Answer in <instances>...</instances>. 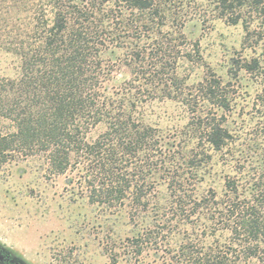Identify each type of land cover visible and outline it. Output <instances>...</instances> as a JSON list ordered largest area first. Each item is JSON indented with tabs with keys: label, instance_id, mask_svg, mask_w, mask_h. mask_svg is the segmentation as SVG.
<instances>
[{
	"label": "trees",
	"instance_id": "obj_1",
	"mask_svg": "<svg viewBox=\"0 0 264 264\" xmlns=\"http://www.w3.org/2000/svg\"><path fill=\"white\" fill-rule=\"evenodd\" d=\"M216 3L234 25L244 11L264 17V0ZM39 8L26 38L8 42L20 71L0 80V164L35 161L51 177L70 173L90 204L127 210L135 224L153 212L146 230L127 239L137 261L164 245L166 264H264V168L226 176L220 194L201 189L214 153L234 140L214 112L229 111L232 97L211 72L205 84H181L178 62L192 56L169 42L149 53L141 44L166 25L161 0H42ZM115 49L131 74L118 86L107 56ZM259 67L253 59L241 69ZM158 98L190 111L179 140L143 120L141 107ZM206 103L216 110L199 107ZM159 185L164 204L153 202Z\"/></svg>",
	"mask_w": 264,
	"mask_h": 264
},
{
	"label": "rangeland",
	"instance_id": "obj_2",
	"mask_svg": "<svg viewBox=\"0 0 264 264\" xmlns=\"http://www.w3.org/2000/svg\"><path fill=\"white\" fill-rule=\"evenodd\" d=\"M161 2L166 25L156 27L160 35L141 44L149 53L161 39L169 42L171 51L192 56V61L185 57L178 62L181 84H205L211 72L232 97L226 112L207 103L199 106L205 111L216 110L234 136L233 142L214 153L200 185L204 191L214 189L220 194L226 176L236 175L242 168L244 174L264 168V17L244 11V20L234 25L222 17L216 0ZM41 3L0 0V80L18 77L20 60L8 50V42L26 38ZM112 51L107 55L114 63L110 84L118 86L131 74L124 63L125 51ZM253 59L260 63L256 71L241 69ZM139 112L147 124L171 140L180 139L192 117L185 105L167 98L150 101ZM73 178L70 173L51 177L35 161L0 164L2 249L23 264H112V256L117 258L116 264H166L164 245L158 255L145 252L139 261L129 255L127 239L146 230L155 218L153 212L144 213L135 224L127 210L112 212L90 204L70 182ZM166 197L165 185H159L153 202L164 204ZM172 238L173 247L182 241L181 236Z\"/></svg>",
	"mask_w": 264,
	"mask_h": 264
},
{
	"label": "flooded vegetation",
	"instance_id": "obj_3",
	"mask_svg": "<svg viewBox=\"0 0 264 264\" xmlns=\"http://www.w3.org/2000/svg\"><path fill=\"white\" fill-rule=\"evenodd\" d=\"M3 254H4L5 259L2 264H23L22 262L14 258L11 254L6 252L5 250L3 251Z\"/></svg>",
	"mask_w": 264,
	"mask_h": 264
},
{
	"label": "water",
	"instance_id": "obj_4",
	"mask_svg": "<svg viewBox=\"0 0 264 264\" xmlns=\"http://www.w3.org/2000/svg\"><path fill=\"white\" fill-rule=\"evenodd\" d=\"M3 251H4V249H2V247L0 246V263H3V261L5 259Z\"/></svg>",
	"mask_w": 264,
	"mask_h": 264
}]
</instances>
